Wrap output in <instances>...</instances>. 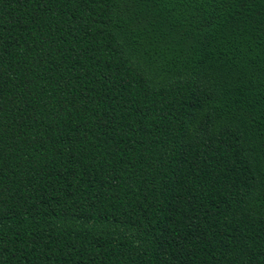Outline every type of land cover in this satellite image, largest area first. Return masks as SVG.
<instances>
[{
  "label": "trees",
  "instance_id": "1",
  "mask_svg": "<svg viewBox=\"0 0 264 264\" xmlns=\"http://www.w3.org/2000/svg\"><path fill=\"white\" fill-rule=\"evenodd\" d=\"M0 264H264V0H0Z\"/></svg>",
  "mask_w": 264,
  "mask_h": 264
}]
</instances>
